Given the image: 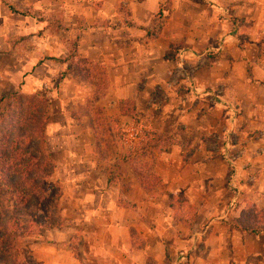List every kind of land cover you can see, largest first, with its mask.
Segmentation results:
<instances>
[{"label": "crops", "instance_id": "crops-1", "mask_svg": "<svg viewBox=\"0 0 264 264\" xmlns=\"http://www.w3.org/2000/svg\"><path fill=\"white\" fill-rule=\"evenodd\" d=\"M0 12L45 27L44 54L96 76V103L126 133L103 163L95 117L58 103L46 141L62 224L28 243L36 264H264V233L239 221L264 210V0H0Z\"/></svg>", "mask_w": 264, "mask_h": 264}, {"label": "trees", "instance_id": "trees-1", "mask_svg": "<svg viewBox=\"0 0 264 264\" xmlns=\"http://www.w3.org/2000/svg\"><path fill=\"white\" fill-rule=\"evenodd\" d=\"M5 4L10 11L20 12ZM74 51L73 44L70 53ZM133 106L132 100L119 101L122 112L131 113ZM48 122L45 96H23L19 91L0 95V264H35L23 246L24 240L62 224V191L46 148ZM245 218L246 222L240 223L242 228L264 233V210H248Z\"/></svg>", "mask_w": 264, "mask_h": 264}, {"label": "rangeland", "instance_id": "rangeland-1", "mask_svg": "<svg viewBox=\"0 0 264 264\" xmlns=\"http://www.w3.org/2000/svg\"><path fill=\"white\" fill-rule=\"evenodd\" d=\"M34 24V20L29 17L0 12V95L12 91H19L23 96L43 95L48 100L50 119L51 115L59 117L61 114L60 104H58L60 101L65 102L62 107L67 112L74 108L77 109L74 110L77 113L92 114L97 121L95 127L98 134L105 135L103 139L97 141L96 146L106 159L103 163H107L108 160H112L115 150L124 148L125 131L120 126L114 127L109 124L108 118H114V114L103 110L96 103L102 93L91 90V87L86 84L96 79V76L82 73L79 77L78 70L82 67L74 66L77 60L58 61L55 57L45 55L44 44L39 40L44 36L45 27L36 29V33L30 34V31L35 30ZM56 31L58 32V29ZM35 35L37 37H34ZM202 53L208 54L205 50ZM71 72L74 74L73 78H81L82 83L79 82L80 86L76 90L67 85ZM77 78L74 79L77 81ZM66 87H68L67 90H64ZM124 104L131 105L128 102ZM108 131L112 132L108 133ZM46 148L48 150L47 141ZM118 159L120 161V157ZM248 210L250 209H246L240 216V223L246 222L245 214ZM34 239L35 237L32 236L24 240L23 246L26 251H28V243Z\"/></svg>", "mask_w": 264, "mask_h": 264}, {"label": "built area", "instance_id": "built-area-1", "mask_svg": "<svg viewBox=\"0 0 264 264\" xmlns=\"http://www.w3.org/2000/svg\"><path fill=\"white\" fill-rule=\"evenodd\" d=\"M221 13L224 14V15H228L229 14V11L227 10V8L225 7H221L219 8ZM184 54H185V51H182V53L178 56L177 60H178V63L180 66H183L184 63H185V58H184ZM229 109L232 111V113H234V108H232L231 106L229 107ZM229 144H230V138L228 136V139H227V142H226V148L225 150L222 152L223 153V156L224 158L228 161V163L230 164V168L231 169H234L233 168V162L235 161V155L232 154L229 150ZM230 183H229V188H230V191H231V199L229 201V206L230 208H235L236 206V203H237V197L239 195V191L237 189V187L235 186L234 182H233V177L231 176L230 177ZM181 258H185V254H181Z\"/></svg>", "mask_w": 264, "mask_h": 264}]
</instances>
